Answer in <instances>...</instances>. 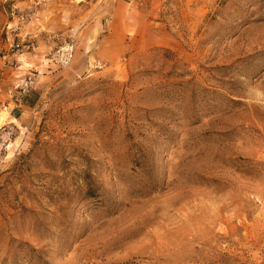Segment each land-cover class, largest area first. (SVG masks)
Here are the masks:
<instances>
[{
	"label": "rangeland",
	"instance_id": "obj_1",
	"mask_svg": "<svg viewBox=\"0 0 264 264\" xmlns=\"http://www.w3.org/2000/svg\"><path fill=\"white\" fill-rule=\"evenodd\" d=\"M0 264H264V0H0Z\"/></svg>",
	"mask_w": 264,
	"mask_h": 264
},
{
	"label": "built area",
	"instance_id": "obj_2",
	"mask_svg": "<svg viewBox=\"0 0 264 264\" xmlns=\"http://www.w3.org/2000/svg\"><path fill=\"white\" fill-rule=\"evenodd\" d=\"M75 51V41L72 37L64 39L57 44L51 52V60L62 67L70 64Z\"/></svg>",
	"mask_w": 264,
	"mask_h": 264
}]
</instances>
